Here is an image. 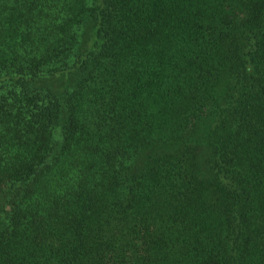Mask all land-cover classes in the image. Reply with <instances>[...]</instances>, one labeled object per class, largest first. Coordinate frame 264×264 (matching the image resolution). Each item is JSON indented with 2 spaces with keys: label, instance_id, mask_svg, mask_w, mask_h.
<instances>
[{
  "label": "trees",
  "instance_id": "obj_1",
  "mask_svg": "<svg viewBox=\"0 0 264 264\" xmlns=\"http://www.w3.org/2000/svg\"><path fill=\"white\" fill-rule=\"evenodd\" d=\"M0 264H264V0H0Z\"/></svg>",
  "mask_w": 264,
  "mask_h": 264
}]
</instances>
